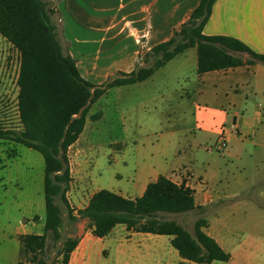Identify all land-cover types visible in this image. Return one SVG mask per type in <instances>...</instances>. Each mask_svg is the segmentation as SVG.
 I'll return each instance as SVG.
<instances>
[{"label":"crops","instance_id":"obj_1","mask_svg":"<svg viewBox=\"0 0 264 264\" xmlns=\"http://www.w3.org/2000/svg\"><path fill=\"white\" fill-rule=\"evenodd\" d=\"M53 1L51 20L55 25V32L59 29L66 53L75 60L80 74L86 80L91 82V79H99L98 82H101L114 71L132 70L139 49L148 50L152 45L168 39L173 30L188 18L199 0H83L88 8L74 5L76 0ZM71 19L78 20L81 29L100 32V36L94 40L97 47L92 57H75L70 40L64 36V29H72L69 24ZM145 31L147 37L142 38L139 43L137 36ZM202 33L235 37L255 52L264 54V0H214ZM58 41L63 50L62 43ZM176 58L179 65H191L198 93L210 97L223 92L228 97L226 104L216 102L209 106H196L194 116L199 125L198 131L202 134L210 132L216 139L222 128L227 137V147L222 152L225 157L235 159L242 168L252 161L256 165L261 164L264 157L260 153L263 151L260 147L264 148V142L249 138L254 135L253 123L242 119L243 114L236 107L240 105L243 96L244 105L253 110L254 121L264 112V62L197 73L195 47L185 49L167 62ZM152 76L153 74L140 82L113 89L141 84L151 80ZM79 139L69 146L76 145L73 153L79 164L77 175L89 161V147H77ZM144 141L141 139L139 145L144 146ZM190 146L183 143L181 148L178 146L173 150L171 157L165 151L158 157L150 154L145 156V149H141V154L134 163L131 180L117 185L114 192L130 198L139 196L146 184L158 175L183 183L193 189L195 203L203 212L199 216L206 220L202 229L230 253L229 259L221 262L264 264V218L256 212L264 208V172L247 180L239 177L235 190L226 195L208 187L207 173L202 175L194 171L189 154ZM204 148L206 149V145ZM69 168L71 169L70 166ZM88 175L92 178L86 168L84 176ZM100 188L102 187L96 186L85 196H82L83 192L80 190L75 193V207H83L90 195ZM249 189L253 190V197L239 198ZM247 210L255 211L257 217L248 214ZM231 229L241 232V235L234 238ZM121 231L125 233L121 235ZM140 238H144L141 243ZM169 239L170 236L164 234L130 232L123 224H116L103 237L93 236L88 229L70 252L67 264H142L140 259L145 254L148 257H158L159 264H167L169 258L181 264H202L182 259L170 245ZM165 242L169 243L168 248H165ZM215 261L209 264H216Z\"/></svg>","mask_w":264,"mask_h":264},{"label":"trees","instance_id":"obj_2","mask_svg":"<svg viewBox=\"0 0 264 264\" xmlns=\"http://www.w3.org/2000/svg\"><path fill=\"white\" fill-rule=\"evenodd\" d=\"M214 0H199L188 18L172 35L152 45L128 72L117 71L103 83L94 84L79 72L75 60L63 52L51 20L53 8L45 0H0V35L17 50L19 63L16 84V110L19 127L0 123V141L10 140L41 154L43 158L44 217L41 233H21L15 264H46V237L60 242L56 249L59 264H67L77 236L62 238L66 221L85 219L96 237L107 235L116 224L130 232L169 235L170 245L187 261L209 264L227 261L230 253L202 228L203 217L193 223V233L162 213H183L200 206L193 189L164 175L149 181L141 195L130 198L107 188L94 191L80 208L70 205L66 192L71 175L68 147L82 132L91 102L110 88L145 80L175 55L195 47L196 72L219 70L264 62L241 40L228 35H205L203 25ZM101 116L97 110L91 120ZM36 218V216H35Z\"/></svg>","mask_w":264,"mask_h":264},{"label":"rangeland","instance_id":"obj_3","mask_svg":"<svg viewBox=\"0 0 264 264\" xmlns=\"http://www.w3.org/2000/svg\"><path fill=\"white\" fill-rule=\"evenodd\" d=\"M46 2L49 8L54 4L53 0ZM73 4L88 8L83 0H76ZM69 24L72 29H64V36L70 40L75 57H92L97 47L94 40L100 36V32L81 29L78 20L71 19ZM56 36L66 53L59 29H56ZM146 51L143 48L139 49L136 63H143L142 57ZM178 62L176 58L157 68L151 80L144 83L127 85L119 89L110 88L106 94L89 104L77 147L85 146L86 149L89 147V161L85 169L90 171L92 178L89 175L84 176V167L77 175L76 169L79 168V164L73 153L76 145L68 147L71 181L66 195L71 206L75 207L74 197L79 190L83 192L82 196L87 195L96 186L114 191L117 185L130 181L134 163L139 158L141 149H145V156L150 154L158 157L165 151L168 157H171L175 148L178 146L181 148L183 143L190 144L189 154L194 171L202 175L207 173L208 187L226 195L235 190L239 177L247 180L259 172H264V161L257 165L252 161L242 168L235 159H228L213 148L210 150L204 148L205 145L213 144L216 139L210 132L202 134L198 131L199 125L194 116L196 106H209L216 102L226 104L228 97L223 92L210 97L198 93L191 65L189 63L179 65ZM18 63L17 50L0 35V123L14 128L19 127L16 110ZM100 64L102 65L101 62ZM116 73L117 71H114L107 79ZM91 80L93 83L99 81ZM244 101L242 96L240 105L236 108L243 114L242 119L253 123L254 135L249 138L264 142V112H261L257 121H254L253 110L247 109ZM97 110L101 111V116L96 120L89 119L88 115ZM141 139L145 140L144 146L139 145ZM260 149L263 150L260 153L264 157V148ZM42 180L43 158L40 153L10 140L0 141V264H15L18 260L19 234L42 232L44 217ZM253 196V190L249 189L239 198ZM246 212L264 218V208L259 211L260 213L256 211L257 214L250 210ZM202 213L201 208H196L183 213H162L161 216L177 220L193 233V223ZM63 219L62 238L66 236L80 238L88 232L85 220L77 219L72 223L66 221L64 208ZM121 232V235L125 233ZM231 234L237 238L241 232L231 229ZM125 237L126 235L123 238ZM139 241L141 243L144 238H140ZM59 243H55L47 234L44 255L46 264H59V258L56 257ZM164 246L168 248L169 243L165 242ZM262 252L264 253V250ZM167 260V264H181L172 258ZM140 261L142 264H159L158 257H148L146 254ZM215 263L224 264L218 260Z\"/></svg>","mask_w":264,"mask_h":264},{"label":"built area","instance_id":"obj_4","mask_svg":"<svg viewBox=\"0 0 264 264\" xmlns=\"http://www.w3.org/2000/svg\"><path fill=\"white\" fill-rule=\"evenodd\" d=\"M146 37H147V34L145 31L141 33L139 36H137V41L140 43L141 42L140 40L142 38L145 39ZM226 147H227V137L224 133V130L221 128L215 142L213 144H209L208 146H206V149L210 150L213 148L216 152L222 153Z\"/></svg>","mask_w":264,"mask_h":264}]
</instances>
